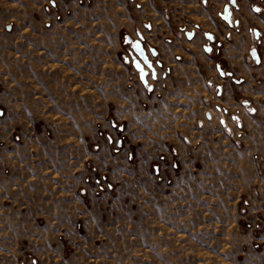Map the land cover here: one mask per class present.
Returning <instances> with one entry per match:
<instances>
[{"label":"rangeland","instance_id":"1","mask_svg":"<svg viewBox=\"0 0 264 264\" xmlns=\"http://www.w3.org/2000/svg\"><path fill=\"white\" fill-rule=\"evenodd\" d=\"M108 1L0 0V264H264V189L146 102Z\"/></svg>","mask_w":264,"mask_h":264},{"label":"crops","instance_id":"2","mask_svg":"<svg viewBox=\"0 0 264 264\" xmlns=\"http://www.w3.org/2000/svg\"><path fill=\"white\" fill-rule=\"evenodd\" d=\"M62 2L49 0V5L59 9ZM225 2L109 0L105 5L109 6L111 27L123 33L120 57L148 98L146 102H162L174 113L188 111V117L180 115L174 120V126H189L183 140L193 145L204 139L208 157L210 143L220 138L223 164L233 168L236 188L243 189L247 170L254 188L264 189V0L239 1L240 11L232 20H239L241 31H232L228 40L223 34L229 30L217 17ZM83 7L77 4L78 10ZM193 26L200 30L187 38ZM249 29L258 34L259 45L248 34ZM203 34L212 39L211 47L205 46ZM137 42L142 44L151 69L135 53ZM251 51H257V58ZM137 61L146 73V85L134 67ZM181 130L185 128L179 130V137ZM3 134L0 158L5 152ZM2 168L0 165V181L4 178Z\"/></svg>","mask_w":264,"mask_h":264},{"label":"flooded vegetation","instance_id":"3","mask_svg":"<svg viewBox=\"0 0 264 264\" xmlns=\"http://www.w3.org/2000/svg\"><path fill=\"white\" fill-rule=\"evenodd\" d=\"M240 0H226L225 5L222 8V11L220 13L217 14L218 19L223 22L226 26V29L229 30L227 32H224L223 37L225 40H228L231 37L232 31L234 33H240L241 29H240V22L239 20H232L234 13H238L240 11ZM145 28V26H144ZM200 29L197 26H193V29L191 32H189L188 34H186V37L188 38V36L192 37L195 32H198ZM231 30V31H230ZM248 34H252L253 35V39L256 43V45L260 44V39L258 34H254L252 30H248L247 31ZM204 37V41H205V46L206 47H211L212 43V39L207 37L206 35L203 34ZM133 48V47H132ZM129 45V50L132 49ZM133 52V50H132ZM252 55L257 58V51H251ZM146 53V52H145ZM151 54H153L151 52Z\"/></svg>","mask_w":264,"mask_h":264},{"label":"water","instance_id":"4","mask_svg":"<svg viewBox=\"0 0 264 264\" xmlns=\"http://www.w3.org/2000/svg\"><path fill=\"white\" fill-rule=\"evenodd\" d=\"M135 47H136L135 53L138 55V58L140 59L142 64L145 65L147 68L151 69V65L146 60V53H145V51L143 49L142 44L137 42V43H135ZM134 67L139 73V78H140L141 82H143V84L146 85V83H145V75H146V73L143 70V66L141 64H139V62L137 61V62L134 63Z\"/></svg>","mask_w":264,"mask_h":264}]
</instances>
